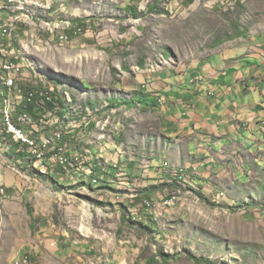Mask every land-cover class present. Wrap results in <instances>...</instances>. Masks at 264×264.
<instances>
[{"label":"rangeland","instance_id":"374dc122","mask_svg":"<svg viewBox=\"0 0 264 264\" xmlns=\"http://www.w3.org/2000/svg\"><path fill=\"white\" fill-rule=\"evenodd\" d=\"M23 14L18 45L42 40L26 53L45 77L95 111L90 135L105 133L95 152L115 157H106L112 167L136 164L135 171L150 167L144 146L161 138L169 99L195 84L210 86L216 66L231 63H221L222 54L248 47L264 31V0H42V11ZM9 16L6 10L0 22ZM74 21L84 22L77 34ZM141 97L159 107L140 104ZM259 149L238 163L228 155L200 176L174 168L162 179L132 174L125 177L129 189L115 187L124 172L111 168L93 191L59 174L15 172L0 155L18 180L17 190L4 187L0 199V264L22 257L31 264H264ZM124 155L140 160H120Z\"/></svg>","mask_w":264,"mask_h":264},{"label":"built area","instance_id":"2783aa9c","mask_svg":"<svg viewBox=\"0 0 264 264\" xmlns=\"http://www.w3.org/2000/svg\"><path fill=\"white\" fill-rule=\"evenodd\" d=\"M6 10L10 16L0 22V155L10 159L15 172L25 167L40 178L59 174L93 191L111 170L110 161L95 152L96 141L101 143L105 137L90 135L95 111L75 99L65 84L57 86L45 77L31 60L26 51L37 49L36 44L41 47V39L19 46L15 36L24 22L23 13L42 11V0H0V12ZM73 28L76 34L81 31L79 26ZM59 39L69 41L65 36ZM84 142L87 146L81 148ZM5 198L6 190L0 187V199ZM176 200L173 197L168 205ZM12 264L31 261L22 257Z\"/></svg>","mask_w":264,"mask_h":264},{"label":"crops","instance_id":"0c3cea01","mask_svg":"<svg viewBox=\"0 0 264 264\" xmlns=\"http://www.w3.org/2000/svg\"><path fill=\"white\" fill-rule=\"evenodd\" d=\"M241 46L227 55L222 54L221 63L228 60L231 63L225 68L216 66V77L210 86L195 84L194 89L186 94L184 91L181 98L169 99L161 138H152L144 146V153L151 158L150 167L146 171H135L136 164H130L132 167L127 164L125 168L116 164L124 172L119 176L124 178L115 182V187L132 188L133 185L126 181L132 174L140 173L144 178H167L173 168L200 176L202 169L213 171L215 165L225 162L228 155H234L238 163L243 153L248 154L256 148L264 150V31L255 36L248 47ZM194 81L192 79L190 83ZM208 94L213 97H208ZM140 99L141 104L142 97ZM145 101L159 107V100L154 102L148 97ZM107 113L109 111L103 116ZM109 120L110 116L106 122ZM99 135L105 137L103 132ZM102 143L104 141L99 145L102 146ZM104 156H110L113 162L116 160L108 152ZM125 156H120V160L127 158L132 163L140 160L132 155ZM17 182L15 176L0 163V187L17 190Z\"/></svg>","mask_w":264,"mask_h":264},{"label":"trees","instance_id":"16d2710c","mask_svg":"<svg viewBox=\"0 0 264 264\" xmlns=\"http://www.w3.org/2000/svg\"><path fill=\"white\" fill-rule=\"evenodd\" d=\"M192 1H190V3H191ZM2 12H0V14H1ZM84 25V22L83 21H74L73 22V26H79V27H82ZM148 98V97H147ZM147 98L145 99V100H147ZM144 103H146L148 106H150V103L149 102H147V101H143ZM28 211H29V214H32V212H31V209H30V207H28ZM199 262H202L201 260L199 261Z\"/></svg>","mask_w":264,"mask_h":264}]
</instances>
